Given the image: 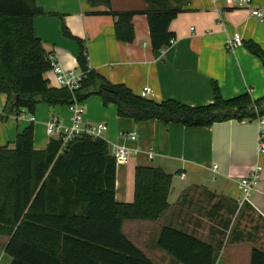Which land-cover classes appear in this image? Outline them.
I'll return each instance as SVG.
<instances>
[{
  "label": "crops",
  "instance_id": "0c3cea01",
  "mask_svg": "<svg viewBox=\"0 0 264 264\" xmlns=\"http://www.w3.org/2000/svg\"><path fill=\"white\" fill-rule=\"evenodd\" d=\"M103 2L35 0L43 14L33 18L34 35L50 60L63 70L80 72L77 64L80 50L77 41H80L86 47L93 71L110 84L124 85L137 95L149 87L152 95L147 99L155 102L175 100L190 107L206 106L213 103L214 83L223 99L243 93H249L252 99L264 97L263 66L246 48V44L253 43L264 50V21L251 16L252 9L264 12V0H253L246 9L238 8L231 0H188L169 25L174 42L157 52L151 49L145 15L133 17L134 39L121 43L114 35L116 18L108 14L143 12L144 0H109V6ZM63 28L70 37L64 35ZM236 33L241 35L242 44L229 50L226 43ZM45 78L50 87L58 88L51 70L45 73ZM5 103L6 95L0 93V111ZM81 106L82 128L104 123L106 130L99 138L106 141L109 152L118 145L130 151L126 163L116 164L117 203L132 202L136 167L160 168L173 176L168 209L157 221H136L143 223L129 227V233L140 224L146 227L142 232L146 237L142 235L132 244L153 264H178L156 246L165 226L212 244L215 264H249L252 247L264 250V238L244 237L242 233L233 234L221 246L218 226L202 222L201 206L193 198L194 191L205 189L237 202L240 208L247 207L264 225V121L259 124L229 120L192 128L157 120L135 123L120 118L116 107L104 105L99 96L89 97ZM71 118L67 106L38 104L33 115L22 112L0 123V147L12 149L17 134L32 124L33 147L45 150L50 139L59 138L57 134H47V124L55 121L59 127H66ZM129 133H135L136 140H129L126 137ZM256 166L261 168L259 178L245 199L238 183ZM152 231L158 234L151 241ZM0 256L2 259L6 255L2 251Z\"/></svg>",
  "mask_w": 264,
  "mask_h": 264
},
{
  "label": "trees",
  "instance_id": "16d2710c",
  "mask_svg": "<svg viewBox=\"0 0 264 264\" xmlns=\"http://www.w3.org/2000/svg\"><path fill=\"white\" fill-rule=\"evenodd\" d=\"M144 1L143 12L108 14L116 18L114 35L121 43L134 39L133 17L145 15L151 49L157 52L174 39L169 25L188 0ZM103 3L109 6V0ZM42 14L35 0H0V93L6 95L0 123L22 112L33 115L41 103L69 107L92 95L135 123L157 120L202 128L264 119V97L243 93L223 99L215 83L213 103L206 106L142 98L93 71L80 41L79 88L50 87L45 73L51 60L33 32V18ZM63 32L70 37L65 28ZM246 48L264 69V50L253 43ZM172 178L160 168L136 167L132 202L117 203L116 162L106 141L86 135L63 145L61 138L50 139L45 150L37 151L30 124L17 134L12 149L0 147V237L7 238L3 252L9 264H153L123 234L122 225L157 221L169 207ZM156 246L178 264L216 262L212 244L168 226L161 229ZM249 264H264V250L252 247Z\"/></svg>",
  "mask_w": 264,
  "mask_h": 264
},
{
  "label": "built area",
  "instance_id": "2783aa9c",
  "mask_svg": "<svg viewBox=\"0 0 264 264\" xmlns=\"http://www.w3.org/2000/svg\"><path fill=\"white\" fill-rule=\"evenodd\" d=\"M238 8L246 9L248 8L253 0H231ZM251 16L256 17L260 22L264 21V12H261L258 9H252ZM174 42L172 39L169 43V46ZM242 44V37L239 34H234L230 37L226 43V46L229 50H232L235 47H238ZM51 72L54 76L55 82L58 88H67L70 91L76 90L80 86V81L83 77V73L76 71H65L58 64L51 61ZM140 97L148 98L152 95V91L149 87H144L140 92ZM69 109L72 113L71 124L66 127H59L56 125L55 121H50L47 124V134H57L59 138L62 139L63 145H66L68 142L89 135L94 138H99L101 133L106 130V125L104 123L92 124L90 127L82 128L83 115H82V106L81 104L75 103L72 106H69ZM30 121L33 122V118H30ZM264 119L258 120L259 124H263ZM126 137L134 141L137 136L135 133H129ZM263 133L260 134V143H259V152H262V139ZM111 155L115 159L116 164H124L128 161L130 151L124 146H115L111 150ZM216 167L213 168L215 170ZM261 168L256 166L254 170L250 173L249 176L242 179L238 183V189L244 194V198H248L249 194L253 190L258 178ZM183 178V175H181Z\"/></svg>",
  "mask_w": 264,
  "mask_h": 264
},
{
  "label": "rangeland",
  "instance_id": "374dc122",
  "mask_svg": "<svg viewBox=\"0 0 264 264\" xmlns=\"http://www.w3.org/2000/svg\"><path fill=\"white\" fill-rule=\"evenodd\" d=\"M91 97H96V95H92L90 98ZM193 198L196 203H199L201 206L200 215H202L203 218L202 222L206 221L211 227H214V225L218 226L217 238L221 246L224 247L233 234L242 233L244 237L254 235L257 238H264V225L256 220V217L250 213L247 207L242 206L240 208L237 202L215 196L205 189L200 192L194 191ZM133 223L143 222L125 221L122 225V232L129 241L135 243L147 229L143 224H140L139 227L136 229L134 228L129 233L130 224ZM255 228H257V230H255ZM157 234L154 233V231L150 233L149 238L151 241L154 236L157 237ZM145 235L146 234H144L143 237H146ZM6 242V237H0V254H2ZM8 260L9 258H7V256H3L2 259L0 258V264H7Z\"/></svg>",
  "mask_w": 264,
  "mask_h": 264
}]
</instances>
